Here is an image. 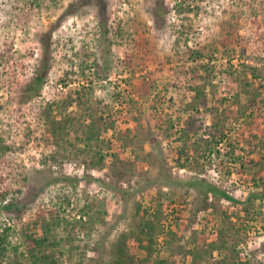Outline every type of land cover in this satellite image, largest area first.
I'll return each instance as SVG.
<instances>
[{
  "label": "rangeland",
  "instance_id": "1",
  "mask_svg": "<svg viewBox=\"0 0 264 264\" xmlns=\"http://www.w3.org/2000/svg\"><path fill=\"white\" fill-rule=\"evenodd\" d=\"M79 1L0 0V264H264V0Z\"/></svg>",
  "mask_w": 264,
  "mask_h": 264
},
{
  "label": "trees",
  "instance_id": "2",
  "mask_svg": "<svg viewBox=\"0 0 264 264\" xmlns=\"http://www.w3.org/2000/svg\"><path fill=\"white\" fill-rule=\"evenodd\" d=\"M82 6L84 7L86 6L88 8L89 7L94 8L103 33L108 34L109 14H108V5H107L106 0H81L76 4L69 5L67 9L65 10L64 17L75 15L79 11L78 9L81 8ZM163 9H164V4L162 5L161 3L159 4L156 3V5L153 7V10H152L153 11L152 19L154 23L158 25L160 21L159 19H161L162 17L163 19L165 18L164 13H162ZM59 25L60 24L53 26L49 31L42 33L38 37V43L42 47V53L39 59V68L34 78L35 83L33 84L34 86L31 89L32 93H39L41 91L42 86L51 70V65H52L51 63L53 59L52 38H53L54 31H56ZM192 185H194V187L200 186L201 188H204L205 191L209 193L222 196L227 200H232V198L226 192L218 189L213 184L194 183ZM7 209L9 210V207H7ZM32 226H33L32 229L34 230H37L39 228H41L42 230L43 228V231H44V234L40 237L27 234V242H28L27 251L32 257V262L34 264H50L47 258H45V256L36 255V252L39 249L44 248L48 242L47 231L51 229V226H50L49 221L47 220L46 214L42 212L38 216V219L33 222ZM139 247L142 250H147L149 257L152 255V251L150 247L144 246L142 242L139 243ZM118 264H122V262H119Z\"/></svg>",
  "mask_w": 264,
  "mask_h": 264
}]
</instances>
